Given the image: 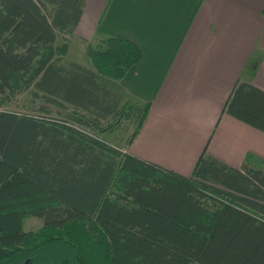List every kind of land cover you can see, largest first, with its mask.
<instances>
[{
	"label": "trees",
	"instance_id": "trees-1",
	"mask_svg": "<svg viewBox=\"0 0 264 264\" xmlns=\"http://www.w3.org/2000/svg\"><path fill=\"white\" fill-rule=\"evenodd\" d=\"M87 0H0V264H264V168L203 153L192 177L123 153L97 132L139 134L150 106L118 81L142 59L133 42L64 63ZM64 120L4 110L20 92ZM40 110L51 114L46 107ZM264 133V91L239 82L224 109ZM42 220L27 232V218Z\"/></svg>",
	"mask_w": 264,
	"mask_h": 264
},
{
	"label": "crops",
	"instance_id": "crops-1",
	"mask_svg": "<svg viewBox=\"0 0 264 264\" xmlns=\"http://www.w3.org/2000/svg\"><path fill=\"white\" fill-rule=\"evenodd\" d=\"M66 36L89 50L117 38L142 51L118 83L125 105L150 109L123 153L187 178L203 153L264 168V133L224 111L239 82L264 91V0H87Z\"/></svg>",
	"mask_w": 264,
	"mask_h": 264
},
{
	"label": "rangeland",
	"instance_id": "rangeland-1",
	"mask_svg": "<svg viewBox=\"0 0 264 264\" xmlns=\"http://www.w3.org/2000/svg\"><path fill=\"white\" fill-rule=\"evenodd\" d=\"M71 36L61 35L56 46L63 49L67 45V52L64 63H78L88 68H93L90 62L89 47L84 49L79 42H72ZM41 107H46L51 114H46L40 110ZM6 111L17 113L21 116L34 118H50L64 120L65 116L58 109L52 106H47L42 102H36L28 92H20L12 100L7 103L4 108ZM105 128H109L105 133L97 132V135L104 139L109 145L124 148L127 146L129 139L134 133L135 125L127 119H123L120 124L111 121ZM43 227V222L40 219L31 217L24 222V228L27 232H38Z\"/></svg>",
	"mask_w": 264,
	"mask_h": 264
}]
</instances>
